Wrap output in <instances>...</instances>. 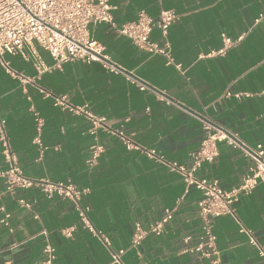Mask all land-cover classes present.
I'll return each mask as SVG.
<instances>
[{"label": "crops", "instance_id": "obj_1", "mask_svg": "<svg viewBox=\"0 0 264 264\" xmlns=\"http://www.w3.org/2000/svg\"><path fill=\"white\" fill-rule=\"evenodd\" d=\"M109 5L119 25L135 21L142 10L155 19L163 10L175 11L179 20L169 31L174 65L165 56L138 50L104 24L90 26L93 39L156 92L141 91L97 62L54 68L40 47L48 68L42 73L34 59L5 56L12 70L34 80L23 85L0 63L1 114L20 168L29 179L89 189L82 203L90 207V221L100 235L84 228L69 200L47 199L35 187L11 196L0 180V208L10 215L9 226L0 228V264H42L46 241L56 250V264H110L105 239L113 251L125 250L123 264H215L216 257L207 259L194 250L202 234L199 192L192 188L186 193L179 174L126 149L118 137L103 131L93 137L88 119L56 107L53 97L67 96L74 105L88 106L111 129L187 168L204 138V122L231 131L248 147L264 145V21L257 22L264 0H109ZM223 35L234 44L220 55ZM151 38L162 42L159 30ZM163 95L180 107L169 105ZM35 112L45 121L40 134ZM38 136L43 151L35 143ZM97 142L104 153L90 168L86 161ZM251 165L241 150L221 143L219 156L203 163L197 176L230 190L241 184ZM5 168L0 155V171ZM19 200L29 203L30 210ZM173 209L162 235H149L131 247L137 223L146 229ZM242 227L264 245V185L240 199L236 217L214 221L217 264H264ZM66 230H72L71 236Z\"/></svg>", "mask_w": 264, "mask_h": 264}, {"label": "built area", "instance_id": "obj_2", "mask_svg": "<svg viewBox=\"0 0 264 264\" xmlns=\"http://www.w3.org/2000/svg\"><path fill=\"white\" fill-rule=\"evenodd\" d=\"M179 20V15L173 10H163L158 18L149 16L145 11L138 13L133 22L122 25L117 24L109 0H0V63L9 74L20 80L23 85L34 83L21 73L12 70L6 62V55L20 56L24 60L34 59L37 70L42 73L48 70L38 52V47L45 50L53 59L54 68H62L67 63H100L111 74L122 75L141 91L156 92L155 88L137 76L130 74L124 67L114 62L105 52V47L95 41L90 33V26L108 25L115 33L128 38L140 51L150 56L162 55L168 60V65H174L169 41V31ZM264 21V13L257 22ZM159 30L162 42H155L151 35ZM224 48L218 53L223 55L234 42L223 35ZM181 69L180 66L177 67ZM50 96V94H46ZM231 94L227 93V97ZM169 105L180 107L166 96H162ZM54 105L67 110L74 115L85 116L90 122L89 134L96 137L98 131L118 137L128 150L139 151L149 159L163 165L168 170L179 174L185 183L186 193L195 189L200 194L198 201L199 216L202 220V234L199 245L194 249L201 257L214 259L217 264L219 252L216 247L217 237L214 233V221L223 216L236 217V204L244 196L251 195L260 185H264V145L255 148L248 147L240 138L220 125L204 122V138L199 151L192 155L193 166L170 162L156 150L146 149L126 136L123 132L115 131L107 125L106 118L95 115L88 106H77L70 102L67 96L53 97ZM33 111V109H32ZM37 131L40 134L45 121L38 113H34ZM96 139V138H95ZM97 140V139H96ZM35 143L41 145L39 136ZM225 143L235 149L241 150L252 161L249 172L244 176L241 184L230 190L220 187L216 181H208L197 176V171L203 163H212L219 156V144ZM104 147L98 142L90 148L86 165L94 167ZM0 155L3 156L6 168L0 171V180L4 183L5 191L15 196L19 191L38 188L47 199L60 197L72 202L83 226L94 236L98 232L90 221V207L84 205L82 200L90 193L89 189H80L71 182H54L48 179L33 180L27 178L18 163V157L11 145L7 121L1 114L0 104ZM21 207L30 210L31 205L25 200H19ZM3 213V215H1ZM175 210H167L164 216L148 228L137 223L131 239V247H139L149 235L160 236L165 226L174 216ZM10 215L0 208V228L9 226ZM250 243L258 250L264 259V245H261L252 232L241 228ZM71 236L72 230L64 231ZM47 237L48 233H41ZM104 244L111 252L110 264H123L122 256L125 250L113 251L107 239ZM43 253L45 258L42 264H56V250L46 241Z\"/></svg>", "mask_w": 264, "mask_h": 264}]
</instances>
